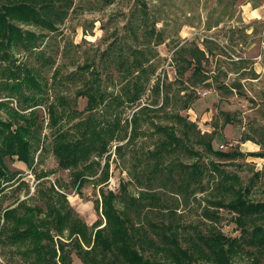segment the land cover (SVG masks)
Returning a JSON list of instances; mask_svg holds the SVG:
<instances>
[{
  "label": "rangeland",
  "instance_id": "374dc122",
  "mask_svg": "<svg viewBox=\"0 0 264 264\" xmlns=\"http://www.w3.org/2000/svg\"><path fill=\"white\" fill-rule=\"evenodd\" d=\"M71 2L63 23L54 32L20 25L42 34L39 49L53 60L52 63L44 64L43 58L37 57L38 52L31 55L15 50L13 57L10 56L11 60L27 63L41 74L49 86L50 98L59 93L72 99L79 84L65 80L66 75L77 66L105 65L101 54L110 49L112 43L122 48L126 56L136 45L145 54L141 60L148 59L145 66L154 70L140 100L133 105L124 102L117 108L122 122L130 120L133 113L142 108L139 136L127 144V140L115 142L123 145L120 155L113 152L114 142L110 145L109 179L101 189L114 190L119 195L116 205L121 210L136 199V207L128 206L131 224L144 227L151 238L154 237L152 224L166 233L175 232L180 247L188 251L194 250L191 238L194 239L197 232L206 236L218 233L227 239L240 240L242 235L250 237L254 227L264 230V218L254 217L252 222L246 221V233H243L235 222L236 213L226 206L213 205L218 201L227 205L235 198L230 185L236 190L242 189L250 203H264V0ZM135 11L141 16L147 12L145 28L136 29L134 23L138 22L130 21ZM58 69L61 80L57 82L53 73ZM121 75L101 69V89L114 96L122 94L125 80ZM156 85L159 91L155 90ZM0 94L4 93L0 90ZM191 98L189 108H184ZM10 106L15 107V101ZM84 107L85 100L78 98L77 109L82 111ZM37 115L44 125L42 137L45 135L39 149L41 146L49 148L51 137L44 107ZM0 117L6 119L3 110ZM72 124H65V128ZM156 126L172 127L181 144L171 153H163L160 171L154 173L151 168L155 160L148 153L163 139L162 134L155 132ZM246 138L252 141L243 142ZM210 140L212 151L242 155L230 160L219 157L206 150L205 144ZM250 153L263 156L248 155ZM103 163L104 159L101 167ZM194 163L203 170L202 178L199 183L185 188L180 172L171 167ZM5 165L16 177L15 182L0 193L2 208L14 207L19 202L43 207L36 193L40 183L55 184L60 185L69 204L87 226L100 219L93 204L99 199V186L92 185L93 180H90L80 189L81 197L77 195L71 172L60 170L50 152L39 153L38 150L34 157L33 173H46L42 179H37L15 158H6ZM19 182L24 184L17 186ZM143 190L155 196L154 199L139 200ZM206 212L216 214L218 219L206 217ZM242 246L237 254L229 256L228 264H264V249ZM141 253L160 264H172L153 249ZM72 255L73 264H82L74 252ZM192 261V264H213L202 259ZM0 264H26V261L18 249L0 244Z\"/></svg>",
  "mask_w": 264,
  "mask_h": 264
},
{
  "label": "trees",
  "instance_id": "16d2710c",
  "mask_svg": "<svg viewBox=\"0 0 264 264\" xmlns=\"http://www.w3.org/2000/svg\"><path fill=\"white\" fill-rule=\"evenodd\" d=\"M0 1V90L4 93L0 94V110L6 114V119L0 117V193L7 185L14 183L16 177V174L7 169L6 158H15L33 173L37 151H48L55 158L60 170L71 172L72 183L77 186V195L81 197L80 189L90 180H93L92 185L99 186V199L93 201V204L100 215L99 220L87 226L69 204L60 185L46 186L45 183H40L36 193L43 207L19 202L14 207L2 208L0 202L2 247L18 249L26 264H73V252L82 264H160L142 255L141 252L150 249L154 253L162 254L172 264H192V260L200 259L213 264H228L229 256L237 254L242 245L264 249V230L258 226L253 228L250 237L242 235L240 240L227 239L218 233L206 236L197 232L194 239L191 238L194 241H191L193 251L180 247L175 232L166 233L152 224L154 237L151 238L147 236L149 233L144 227L133 226L129 207H136V199H132L129 207L125 206L121 210L116 205L117 200H120L119 195L114 190L103 191L101 188L109 179L107 153L110 145L114 142L113 152L120 155L123 145L115 142L127 140V144L139 136V110L142 108L124 122L117 108L124 102L133 105L140 100L144 86L154 72L145 66L148 59L141 60L145 54L136 45L130 48V54L126 56L122 48L112 43L111 50L106 49L101 54V58H105V65L77 66L66 75L65 80L79 84L76 85L78 89L72 99L59 93L50 98L49 86L41 74L27 63H17L15 58L11 60L10 56L13 57L15 50L31 55L38 52L37 57L43 58L44 64L52 63L53 60L46 58L39 49L42 34L25 30L20 25L37 26L54 32L63 23L72 0ZM134 20L138 22L134 23L136 29L145 28L147 12L141 16L135 11L130 21ZM131 33L135 36L133 30ZM101 69L122 74V79L125 80L121 87L122 94L114 96L113 93L101 89ZM194 74L195 71L192 76ZM59 76L60 70H55L54 81H60ZM54 81L51 83L52 87ZM158 87L159 85L155 86L156 91H159ZM78 98L85 100L82 111L77 109ZM192 100L193 98L188 99L184 108H189ZM12 101H15V107L10 106ZM41 107H44L48 115L51 139L49 148L41 146L39 149L45 142V135L42 137L43 121H38L37 115ZM83 114L85 116L81 117ZM229 122L227 119V123ZM70 123L73 124L65 128V124ZM189 125L194 126L192 123ZM155 132L162 134L163 139L155 150L148 153L155 160L151 168L154 173L160 171L159 164L164 158L163 153L169 154L181 144V139L176 136L172 127L156 126ZM245 141L252 139L246 138L243 142ZM210 143L211 140L205 144L206 150L219 157L230 160L242 155L236 152L212 151ZM248 155L263 156L260 153ZM102 159L104 163L101 167ZM175 168L180 172L185 188L199 183L203 175V170L197 163L171 167V170ZM99 169L101 171L97 176ZM33 174L37 179L47 176L46 173ZM21 184L24 183L19 182L17 186ZM221 187L228 190L225 185ZM229 187L236 195L235 198L227 205H223L221 201L213 205L226 206L236 213L235 222L246 233L244 227L247 220L252 222L254 217L264 218V203L252 204L245 199L242 189L236 190L232 185ZM151 197L154 199L155 196L143 190L138 199L146 200ZM205 216L218 219L216 214L209 212ZM70 243L72 247L69 248Z\"/></svg>",
  "mask_w": 264,
  "mask_h": 264
},
{
  "label": "crops",
  "instance_id": "0c3cea01",
  "mask_svg": "<svg viewBox=\"0 0 264 264\" xmlns=\"http://www.w3.org/2000/svg\"><path fill=\"white\" fill-rule=\"evenodd\" d=\"M253 148H254V150H256L255 148H256V145L255 144H253Z\"/></svg>",
  "mask_w": 264,
  "mask_h": 264
},
{
  "label": "built area",
  "instance_id": "2783aa9c",
  "mask_svg": "<svg viewBox=\"0 0 264 264\" xmlns=\"http://www.w3.org/2000/svg\"><path fill=\"white\" fill-rule=\"evenodd\" d=\"M203 95H204V93H203Z\"/></svg>",
  "mask_w": 264,
  "mask_h": 264
}]
</instances>
